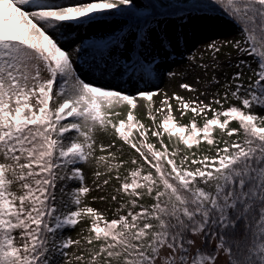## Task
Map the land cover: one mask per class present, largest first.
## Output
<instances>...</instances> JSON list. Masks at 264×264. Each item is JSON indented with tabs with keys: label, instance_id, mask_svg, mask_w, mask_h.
Instances as JSON below:
<instances>
[{
	"label": "snow or ice",
	"instance_id": "obj_1",
	"mask_svg": "<svg viewBox=\"0 0 264 264\" xmlns=\"http://www.w3.org/2000/svg\"><path fill=\"white\" fill-rule=\"evenodd\" d=\"M148 7L152 10L137 11L135 0H0V264H71L73 258L79 264H218L221 255L227 264H264V115L254 111L264 109V0L206 5L226 17L239 36L207 43L211 59L217 60L221 46H231L257 67L238 61L234 66L240 70L225 80L222 94L219 89L209 94L212 84H220L215 75L203 91L181 83L194 96L164 93L155 114L153 97L160 90L139 84L153 82L157 56L151 53L157 47L170 52L173 41L161 27L168 21L157 18L163 13ZM105 13L132 23L126 33L93 44L108 50L103 66L89 65L106 81L98 83L82 78L75 67L73 56L83 49H65L61 37L65 28ZM191 18V12L176 16L181 24ZM188 62L185 72L169 71V77L197 69L207 76L209 67L219 68L195 53ZM196 83L202 81L197 77ZM138 100L146 102L153 127L134 115ZM173 100L180 120L191 113L187 124L173 114ZM125 106L126 118L119 119ZM233 123L237 127H230ZM98 134L113 139L98 143ZM153 137L157 143L150 142ZM117 140L135 155L119 159L111 151ZM202 144L214 155L202 154ZM93 162L94 177L107 174L103 185L115 179L114 191L127 198L114 219L85 203L101 188L95 180V188L86 183L85 168ZM102 163L106 173L99 171ZM85 219L87 257L83 251L70 255L66 250L81 240L69 232Z\"/></svg>",
	"mask_w": 264,
	"mask_h": 264
},
{
	"label": "rangeland",
	"instance_id": "obj_2",
	"mask_svg": "<svg viewBox=\"0 0 264 264\" xmlns=\"http://www.w3.org/2000/svg\"><path fill=\"white\" fill-rule=\"evenodd\" d=\"M168 23L162 24L161 27H165L169 38L173 41V47L169 51H164L157 47L151 54L157 56V61L153 65L154 69H157V71L153 72L152 76V83L145 85L143 82L139 84V87L141 89H144L145 87L156 91L157 89L160 90V94L154 96V100H156L157 107L159 108L161 105V100L164 99V93H167V95L170 97L173 95V93H176L180 96L185 97L186 99L192 98L194 96L193 93L187 92L185 90H182L180 88L181 83H188L192 85L195 88L200 89L203 91L205 87H207V81L210 80V78L215 75L217 79L220 80V84L223 82L225 78V73L231 66V64L238 62L241 60L242 57L236 53L235 50H230L231 57L229 58L228 55H225L223 57H220L216 61L209 60L208 62H205L206 64L211 63H218L219 68L213 69L209 67L207 69V76H205L204 71L197 69L196 71H187L185 77L176 76L173 78H170L168 75V72H185L189 68V62H188V56L195 53L202 54L205 52V45L209 43L212 40L216 41H225V40H234L239 39V36L237 35L238 29L230 23L226 18H222L220 16H212V15H202L199 13L192 14L191 19H186V21L181 24L179 20L176 18L168 19ZM89 27L88 33L92 34H105L110 32L113 37L118 35L119 33L123 32V29H117L118 25L113 22H100L98 20L91 22ZM82 26H73L69 28H65L63 31L65 32V36L61 37V44L63 47L72 48L75 49V46L78 42V35L82 34ZM59 36V34H57ZM177 38L180 39L181 43L179 46L176 45ZM223 47V46H221ZM118 56L119 53H116ZM124 55H129L128 52H125ZM108 56V50L102 52L98 58L91 64H101L103 66V58H107ZM148 59L151 58V56L147 57ZM109 64L111 61H108ZM199 62V61H198ZM90 65V64H89ZM89 65L83 64L81 61L76 59L75 67L78 69L79 74L82 78L88 80V81H95L98 83H105L106 81L100 80L99 73L96 72L95 74L90 70ZM158 66V67H157ZM199 78L202 83L197 84L196 78ZM112 83L119 84L121 87H127L129 86L126 84H123L121 81H112ZM219 84V85H220ZM219 85L212 84L211 87L208 89L209 94L216 91L217 87ZM131 90V89H130ZM200 99L205 100L207 103V98L201 96ZM175 100L171 101L173 103ZM144 103L143 100H138L137 104L138 107L136 108L139 111L144 112ZM176 106H173V114L178 118L180 117V112L175 111ZM97 141L98 143L103 142L105 145L110 143L108 141L107 137L103 134L97 135ZM117 149H120V151H117ZM111 151L116 152L118 156L120 157H128L125 150L122 149L121 146H117L116 148L111 149ZM99 151H97V155H101ZM104 155H107V153H103ZM96 165L95 162H93L91 167L85 168V175H86V183L90 186L95 188L96 185L93 183V181H96V184L101 185L100 190H93L90 192L88 197L85 200L86 204H91L94 209H96L98 212L102 213L104 216L109 217L111 211L113 210V206L117 204V201H112L111 196L117 195V193L114 191L116 189V183L115 181L110 180V182L107 185H103V181L105 179H108V175H101L98 179L94 177L93 173L96 171ZM99 171L101 173H106V166L102 163ZM16 189V187H14ZM17 190V189H16ZM96 199H93V198ZM100 197H105V199H100ZM69 235L73 240L80 239L81 245H73L66 251L71 255L73 253L80 254L84 250L85 242L82 239L84 236L81 231V227L79 225L76 226V228L70 230ZM213 243V247H214ZM71 264H78V261H76L74 258L72 259ZM218 264H227V257L224 255H221Z\"/></svg>",
	"mask_w": 264,
	"mask_h": 264
},
{
	"label": "trees",
	"instance_id": "obj_3",
	"mask_svg": "<svg viewBox=\"0 0 264 264\" xmlns=\"http://www.w3.org/2000/svg\"><path fill=\"white\" fill-rule=\"evenodd\" d=\"M62 2H67V3H74L77 2V0H62ZM136 4H137V11H151L152 9L148 6H155L156 12L157 13H163V15H158V19L159 20H168V19H172V18H176V16L180 13V12H184V13H189L191 12V14H195V13H199L202 15H212V16H220L222 18H226L223 15H221L219 12H215L212 11L210 9H208L206 7L208 0H135ZM227 19V18H226ZM98 21L100 22H115L118 27L117 29H123V32L126 33L128 31V26L132 23L131 18L129 17H124V16H119V15H113L111 13H105V14H101V19H98ZM155 22H153L154 24ZM162 26V25H161ZM82 31L83 33L78 35V42L75 46V49L80 48L83 49V51L79 52L77 55L73 56V59L76 60H80L83 64H85L87 66V64L91 63L94 59H96L97 55H99L101 52H103L105 49H101V48H97V47H93V44H99L103 41L108 40L110 37H113L111 35L110 32L105 33V34H92V33H88L89 31V24H85L82 26ZM65 48V47H64ZM68 50H73L72 48H65ZM230 50H232L231 46L228 47H221V51L219 53H217V59H219L220 57H223L226 55V53H230ZM133 56V58H135V53H129ZM198 58L199 57H203V62H208L211 59V53L210 52H203L202 54H197L196 55ZM241 60H245L248 61L251 64V67L254 69L257 67L256 63L253 62V58L251 56H247L245 55L244 57L241 58ZM240 61V60H239ZM238 62L231 64V66L229 67V69L226 71V75L225 78L223 80V82L219 85V87H217V89H219V91L221 92V94L223 93V87L222 85L224 84L225 80H231V77L233 76L234 73H236L237 71H239L240 69L236 68L234 65H236ZM250 75V71L247 67L244 68V82L247 83V78ZM127 89V88H125ZM216 89V90H217ZM129 90V89H127ZM131 91V90H129ZM233 104H238V101L232 100L230 101ZM146 103V102H145ZM145 103H144V112L139 111L137 109L134 110V115L136 116V118L138 120H140L141 122H143L146 126L148 127H153V122L152 120L147 118V111L145 108ZM153 113L155 114L156 109H158L157 104H156V100H154L153 97ZM172 106H176V101H174L172 103ZM225 107H227V105H225ZM119 111L122 113V115L119 117V119H124L126 118L127 115V111L128 108L127 106L119 109ZM255 112L264 115V109H260V108H256L254 109ZM161 115L162 114H158L156 115V120L157 122H159V120L161 119ZM178 120H180V117L177 118ZM191 119V113H188L187 116H185L182 120H180V123L183 124H187L188 121ZM230 127H237V125L235 123L231 124ZM217 136H219V132L216 133ZM105 137H107L108 141L111 142V140L113 139V137L107 136L105 135ZM225 139H227V137H225ZM232 139H236V137H232ZM165 143H168L167 137H164ZM150 142L152 143H157L156 138H151ZM116 145L117 146H121L123 150L126 151L127 156L128 157H120L118 156V154L116 153L117 157L119 159L122 160H128L130 155H135V153L127 146V145H123L120 141H116ZM157 147H159V145L157 144ZM181 148L183 147L182 145L180 146ZM169 148H172V145L169 144ZM202 154H207V155H214V150L212 152H208V146L206 144H202L201 145V149H200ZM132 167V165L126 164L124 166V168L120 169V174L121 177H123V175L126 174V169ZM112 181H115L116 183V188L119 187L118 182L115 179H111ZM15 186H13V190H16L14 188ZM122 199H127L126 197H123L121 194L117 193V204H115L113 206V210L111 211L109 217H106L107 219L111 220L116 218V216L114 215L116 208L119 207V203ZM145 203L150 204L151 201L148 200L147 198L144 201ZM89 206H91L92 208H94L91 204H88ZM90 221L85 219L83 220L80 224H78L81 227V231L84 230L82 232V234L84 236L88 235L87 232V228L89 226ZM88 245L85 243L84 245V255L85 257H87V252L85 251V249H87ZM79 264V262H78Z\"/></svg>",
	"mask_w": 264,
	"mask_h": 264
}]
</instances>
